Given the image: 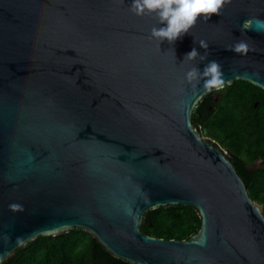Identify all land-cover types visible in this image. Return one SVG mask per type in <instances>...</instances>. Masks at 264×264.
Listing matches in <instances>:
<instances>
[{
  "label": "water",
  "instance_id": "water-1",
  "mask_svg": "<svg viewBox=\"0 0 264 264\" xmlns=\"http://www.w3.org/2000/svg\"><path fill=\"white\" fill-rule=\"evenodd\" d=\"M131 3L0 0V264L72 228L131 264H264V206L194 127L207 91L184 79L216 60L225 86L264 90V0H230L159 46L164 25ZM200 41L207 59L183 61ZM167 205L193 207L197 231L144 234V213Z\"/></svg>",
  "mask_w": 264,
  "mask_h": 264
},
{
  "label": "trees",
  "instance_id": "trees-1",
  "mask_svg": "<svg viewBox=\"0 0 264 264\" xmlns=\"http://www.w3.org/2000/svg\"><path fill=\"white\" fill-rule=\"evenodd\" d=\"M225 95L220 102L217 118L208 121L219 127L227 137L231 136L230 118L238 114V107L253 101L255 95L264 92L252 83L235 79L224 87ZM230 103H235L231 108ZM229 107V108H228ZM197 106L192 117L195 118ZM211 132V131H210ZM242 174V173H241ZM244 180V179H243ZM244 182L247 184L246 180ZM249 196L264 206V186H249ZM264 213V209H263ZM200 226L196 210L190 206L167 205L147 210L143 215L141 231L144 234L164 239H187ZM1 264H131L113 256L90 233L72 228L55 235H40L19 247Z\"/></svg>",
  "mask_w": 264,
  "mask_h": 264
},
{
  "label": "flooded vegetation",
  "instance_id": "flooded-vegetation-1",
  "mask_svg": "<svg viewBox=\"0 0 264 264\" xmlns=\"http://www.w3.org/2000/svg\"><path fill=\"white\" fill-rule=\"evenodd\" d=\"M224 95L225 89L205 93L197 104L192 123L203 137L210 138L220 146L249 186H264V92L237 108L238 114L230 118V137L225 136L214 123L211 132L208 129V121L217 118ZM230 105L234 108L236 104Z\"/></svg>",
  "mask_w": 264,
  "mask_h": 264
},
{
  "label": "clouds",
  "instance_id": "clouds-1",
  "mask_svg": "<svg viewBox=\"0 0 264 264\" xmlns=\"http://www.w3.org/2000/svg\"><path fill=\"white\" fill-rule=\"evenodd\" d=\"M229 2L230 0H132L129 11L136 16H143L146 13L155 14L157 23L164 26L153 27L150 37L157 40L159 46L162 41L167 40L172 44L178 38L188 34L198 20H209L212 15H219L220 10ZM199 48L205 50L203 55L193 47L185 54L183 61L196 60L197 57L200 62L206 60L208 45L200 41ZM248 50V45L244 41H238L230 49L241 55L247 54ZM184 79L193 86L202 80L203 88L207 92L222 91L226 84L222 67L216 60L209 61L203 71L193 66L185 73ZM10 208L14 211L22 210L19 205H10Z\"/></svg>",
  "mask_w": 264,
  "mask_h": 264
}]
</instances>
